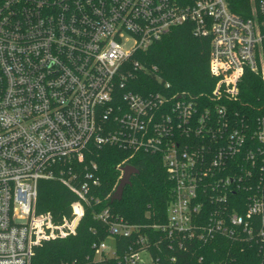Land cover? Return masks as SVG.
Wrapping results in <instances>:
<instances>
[{"label": "built area", "instance_id": "2783aa9c", "mask_svg": "<svg viewBox=\"0 0 264 264\" xmlns=\"http://www.w3.org/2000/svg\"><path fill=\"white\" fill-rule=\"evenodd\" d=\"M235 1L0 0V264H32L44 242L77 233L85 207L101 201L91 195L99 165L86 159L106 145L162 155L173 195L167 223L151 228L168 235V251L221 235L254 241L264 255V104L250 116L232 106L247 71L264 82V0H251L249 17ZM187 23L211 36L207 102L170 96L168 84L130 90L126 63ZM42 180L77 196L71 219L37 211ZM95 216L111 237L136 236L122 257L95 243V261H176L151 252L162 239L144 226L107 209Z\"/></svg>", "mask_w": 264, "mask_h": 264}, {"label": "trees", "instance_id": "16d2710c", "mask_svg": "<svg viewBox=\"0 0 264 264\" xmlns=\"http://www.w3.org/2000/svg\"><path fill=\"white\" fill-rule=\"evenodd\" d=\"M186 6L194 0H173ZM251 0H237L233 11L245 17L251 16ZM211 36L195 34L193 25L187 23L174 27L160 41L145 52L134 54L126 63L129 89L148 95L167 87L168 94L188 93L207 102V95L215 86L210 71ZM139 61L145 70L136 69ZM209 102V101H208ZM264 104V82L261 77L247 71L240 86L239 99L232 106L240 113L250 116ZM96 161L99 165L100 185L91 195L100 198L98 204L85 207L77 233L65 239L44 242L36 248L32 264H120L119 258L95 261L93 245L112 239L117 255L122 257L136 239L134 237H111L109 226L95 213L109 210L111 218L119 216L131 224L145 228L144 234L152 241L162 243L150 247L153 254L164 250L168 258L176 253L172 264H264V255L254 241L230 239L218 235L207 241L193 240L185 243L183 250H167L168 235L151 228L154 224L167 223L169 203L173 195V182L169 178L162 155L139 152L130 153L115 146L106 145L96 149L86 163ZM126 161V162H124ZM132 165L139 173L131 177L121 200H112L122 177L121 168ZM235 199V196H231ZM77 196L57 181L42 180L39 184L37 211L51 213L56 220L73 217L72 203ZM236 204V203H235ZM203 258L200 261V258ZM166 264H170L167 262Z\"/></svg>", "mask_w": 264, "mask_h": 264}, {"label": "water", "instance_id": "95a60500", "mask_svg": "<svg viewBox=\"0 0 264 264\" xmlns=\"http://www.w3.org/2000/svg\"><path fill=\"white\" fill-rule=\"evenodd\" d=\"M122 171H123L122 178H121L119 185L117 186L115 193L113 195V198H112L113 201L114 200L119 201L123 198L126 186L131 184V177L134 174L139 173V170L132 165L125 166L122 169Z\"/></svg>", "mask_w": 264, "mask_h": 264}, {"label": "rangeland", "instance_id": "374dc122", "mask_svg": "<svg viewBox=\"0 0 264 264\" xmlns=\"http://www.w3.org/2000/svg\"><path fill=\"white\" fill-rule=\"evenodd\" d=\"M108 252H111L114 248V240L109 239L107 240Z\"/></svg>", "mask_w": 264, "mask_h": 264}]
</instances>
